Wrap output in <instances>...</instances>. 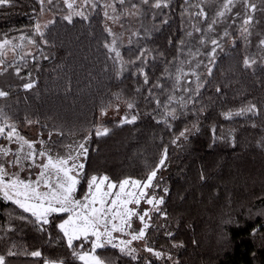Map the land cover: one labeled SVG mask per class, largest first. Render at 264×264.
Returning a JSON list of instances; mask_svg holds the SVG:
<instances>
[{
    "label": "trees",
    "instance_id": "obj_1",
    "mask_svg": "<svg viewBox=\"0 0 264 264\" xmlns=\"http://www.w3.org/2000/svg\"><path fill=\"white\" fill-rule=\"evenodd\" d=\"M252 2L258 9L264 8V0ZM190 3L198 4L199 0H190ZM202 6L210 17L203 23L195 16L181 15L185 9L188 13L198 9L184 5V0H171L170 7L163 10L142 6L144 14L123 19V28L113 24L115 32L123 33L120 51L126 67L117 77L118 65L108 59L109 54L102 46L105 40L111 39L103 31L102 10L92 13L89 21L74 17L69 24L63 19L68 11L63 0L46 3L43 13L37 0H13L12 6L0 8V40L29 35L37 41L34 54L14 65L22 67V77L27 78L31 73L35 86L25 91L22 85L27 79L17 77L14 66L8 67L0 75V89L8 91L9 96L0 99V107L21 133L22 129L31 127L38 140L44 141L53 133L51 146L62 156L67 153V146L82 141L92 132L85 172L108 175L114 182L126 177L144 180L166 147V166L157 173L154 184L159 182L158 196L163 195L164 187L169 189L164 205L160 206L167 213V219L152 213L147 242L156 250L171 254L179 264H264V215H261L264 212V149L258 147L264 140V49L259 47V40L264 38V11L255 13L258 23L245 41L240 34L245 11L242 3L233 9V13H241L235 23L226 17L212 32L207 31V24L219 0H207ZM46 13L54 16V23L42 29L47 44L34 32V26ZM165 18L168 24L161 23ZM193 24L202 32H193L189 38L186 32L193 31ZM128 29L138 30L140 36H133ZM225 31L229 35L224 36ZM199 38L207 43L201 45ZM212 38L220 44L214 64L204 55L212 48ZM181 40H186L193 52L199 49L201 54L193 58L188 48L180 44ZM142 48L149 50L148 63L128 64ZM45 56L48 58L44 59ZM245 57L257 59L254 69L244 68ZM138 66L148 73V85L143 83ZM209 67L211 76L207 75ZM178 69L188 73L179 85L176 83ZM192 72L198 73L204 82L195 104L189 102L181 110L179 119L166 118L163 105L168 97L184 96L188 100L191 94L181 89L196 87ZM185 80L193 83L188 85ZM157 82L163 87H152L153 95L149 96L148 89ZM217 87L221 89L219 93ZM156 99L161 101V107H157ZM129 103L133 108H128ZM250 103L257 105L259 115H234L232 119H225L224 114L237 113ZM171 106L179 110L178 104ZM102 109L106 112L119 109L121 114L119 119L104 122L102 125L109 128V135L97 138L94 127L99 125ZM126 115L129 118L137 115V120L121 124ZM26 117L33 123L28 124ZM194 123L199 130L173 144L179 133L185 127L191 129ZM60 132L63 135L57 134ZM85 191L86 184L82 182L76 196L81 197ZM20 215L28 214L0 199V254H6L15 244L17 252L39 250L42 257L22 254L7 257V264H43L44 259L81 264L71 257L66 240L56 227L67 214L50 217L51 223L44 225L46 231L30 223L31 217L28 221L17 219ZM9 228L13 230L8 231ZM165 231H171L173 236L167 237ZM173 242L183 247L174 248ZM98 252L116 260V264H142L144 257L153 264H171L149 254H139L140 261H131L110 247Z\"/></svg>",
    "mask_w": 264,
    "mask_h": 264
},
{
    "label": "snow or ice",
    "instance_id": "obj_2",
    "mask_svg": "<svg viewBox=\"0 0 264 264\" xmlns=\"http://www.w3.org/2000/svg\"><path fill=\"white\" fill-rule=\"evenodd\" d=\"M206 2L207 0H199L198 4H191L190 0H184V5L198 10L195 13H188L187 9H185L181 15L195 16L199 23L208 21L210 19L209 14L205 7L202 6ZM37 3L41 6L40 11L43 13L45 4H52L53 0H37ZM238 3H242L245 9L241 21L240 34L247 41L252 34L251 28L258 23L255 19V13L264 11V8L258 9L257 4L252 2V0H219V6L211 17L210 23L207 24V31H214V26L218 22L225 20L226 17H231L233 23H235L236 18L241 16L239 12L233 13V9ZM12 4L13 0H0V8L9 7ZM63 4L68 10L63 19L69 24L73 22L74 17L89 21L92 13L96 12L97 9L102 10L105 21L103 31L111 38L110 40H105L102 46L109 54L108 59L118 65L116 75L119 77L126 70L125 61L120 51L123 33L115 32L112 25L119 24L123 28L124 25L121 22L123 19L140 17L144 14L142 6L163 10L170 7L171 0H136V2H133V0H103V3L101 0H63ZM153 19H155V15ZM168 22L167 18L161 21L163 24H168ZM52 23L54 21L50 20L48 24L43 25V28L46 29ZM192 29L193 31L186 32V36L189 38L193 37V32H202V29L197 24H193ZM128 31H131L133 36H140L138 30L128 29ZM35 34L41 37L43 43L47 44V40L44 39V31L39 23L35 25ZM227 35L229 33L225 31L224 36ZM19 39L20 41L27 40V44L32 46L37 44L35 39L23 35ZM129 43H131L130 39ZM199 43L205 45L207 41L199 38ZM210 43L212 48L204 55L209 58L210 64H214L216 50L220 47V44L216 38H212ZM180 44L188 48L189 55L193 58L201 54L199 49L193 52L188 47L186 40H181ZM23 47V44H13L8 39L0 42V69H3V71H0V75H3V72L7 70L4 67L5 61L3 59L6 51L15 52L17 48L23 49ZM259 47L264 49V38L259 40ZM32 55L31 52L24 51L20 55V59L25 60L27 56ZM148 55L149 50L142 48L137 53L136 58L127 61V63L134 65L139 61L140 64H147ZM47 58V56L44 57V59ZM257 63V59L252 57H245L243 60L245 69H254ZM196 66L199 67V63ZM14 71L17 77L27 79V82L22 85L25 91L31 90L35 86L34 81L31 80V73L28 74L27 78L22 77V67L20 66H14ZM137 71L139 75L143 76V83L148 85V73L144 67L138 66ZM177 71L179 75L176 76V83L179 85L182 78L187 76L188 73H185L183 69H178ZM211 74L212 68L209 67L207 75L211 76ZM191 75L196 78V87H184L181 89L183 93L191 94L188 96V100H185L184 96L179 99L172 95L168 97V102L163 105L166 118L171 120L179 119V116L183 114L181 110L186 109L189 102L195 104V97L200 95L204 82L200 80L198 73L192 72ZM184 83L191 85L193 81L185 80ZM152 87L163 86L159 82L152 85L148 89L149 96L153 95ZM174 90L175 87L173 88ZM216 91L219 93L221 89L217 87ZM8 96V91L0 89V99H6ZM155 103L157 107H161L159 99H156ZM172 104H178L179 110L172 107ZM128 108H133V105L129 103ZM247 114L257 116L260 114V110L256 104L250 103L237 113L228 112L224 115L225 119H232L234 115ZM101 115H106V110L102 109ZM25 119L28 124L33 123L27 117ZM136 120L137 115H132L130 118L126 115L120 123H135ZM161 122L157 120V123ZM164 122L167 123V119ZM252 126L255 127V123ZM169 127L171 126L169 125ZM194 130H199L196 123L193 124L191 129L185 127L179 133V136L173 140V144H176L180 138L187 139V136ZM109 131V128L103 125L94 127V135L97 138L109 135ZM212 132L213 138L216 139V129L213 128ZM52 134L51 132L49 133L48 141H30L26 139L20 134L17 124L12 121L4 108L0 107V140L6 141V143H0V199L10 202L22 210L23 213L28 214L27 216L20 215L17 219L28 221L29 217H31L33 219L29 221L30 223L39 225L40 231H46L44 225L51 223L50 217L67 214L66 218L58 223L56 227L63 234V239L66 240L71 257L80 261L81 264H116V260L98 252V250L108 247L116 249L120 256L127 257L131 261H140L139 250L132 246L137 241L143 242V251L149 253L156 260L166 259L171 264H179V261L175 260L171 254L156 250L146 239L148 229L152 227L148 223V221L152 220V212L157 213L163 219H167V213L160 206L164 205L169 189L164 187L162 189L163 195L157 196L156 190L159 188V182L154 184V181L157 180V173L166 166L167 148L163 149L158 164L147 174L144 180L126 177L119 182H114L108 175H87L85 172V162L89 154L88 144L91 140L92 132L84 137L82 141L67 146L68 151L63 156L52 148L50 143ZM57 134L63 135L62 132ZM37 144L39 147H37ZM233 146L235 145L233 144ZM258 147L264 149V140L258 144ZM32 169L39 170L34 180L32 179ZM24 173L28 174L26 178L22 176ZM82 182L86 184V191L78 198L76 193ZM148 189H152V192L147 191ZM142 202L151 207L141 211L140 205ZM261 215H264V212ZM134 218L140 222L141 226L138 229L133 228ZM12 230V228L8 229V231ZM117 233L119 236L114 235ZM164 235L171 238L173 233L165 231ZM76 241H80V243L76 244ZM86 245H88L87 249L85 248ZM172 246L174 248L183 247V244L173 242ZM15 247V244H13L6 254H0V264H7V257L22 254L33 258L42 257V253L39 250L21 253L15 251ZM43 264H66V262L63 259H44ZM142 264H153V261L148 257H144Z\"/></svg>",
    "mask_w": 264,
    "mask_h": 264
},
{
    "label": "rangeland",
    "instance_id": "obj_3",
    "mask_svg": "<svg viewBox=\"0 0 264 264\" xmlns=\"http://www.w3.org/2000/svg\"><path fill=\"white\" fill-rule=\"evenodd\" d=\"M54 16L50 13H46L44 15H42V17L39 19V24L42 26L43 29V25L48 24V22L50 20H53ZM34 32H35V26H34ZM22 35H18L16 37H11V38H3L2 40H0V42H2L5 39H8L10 41H12L13 44H23L24 47L23 49L17 48L15 52L12 51H6V55L3 58L5 63H4V67L7 69L6 71H4L3 73L8 71V67L12 68V66H14L17 63L22 62L23 60L20 59V55L23 54L24 51L27 52H31L32 54H34L35 52V48L32 45L27 44V40L24 41H20L19 37ZM25 37H29V35H23ZM30 57V56H27ZM0 71H3V69H0ZM120 114L121 111L119 109H112L108 112H106V115H100L99 118V125H102L104 122L109 121V120H115V119H119L120 118ZM24 133V134H22ZM22 133L20 132L21 135H23L26 139L30 140V141H39L38 138L36 137V132L33 128H24L22 129ZM0 143H6V141H2L0 140ZM13 147H15L13 145ZM37 147H39V145L37 144ZM38 169H32V179L34 180L36 178V174L38 173ZM27 173L22 174L23 177H27ZM147 191H149L150 193L152 192V189H148ZM158 196V195H157ZM134 207V206H133ZM151 206L144 204L143 202L140 205V210H144L147 208H150ZM153 213V212H152ZM151 213V215H152ZM149 223V221H148ZM140 222L138 221V219L134 218L133 219V228L134 229H138L140 227ZM116 236H119V234H114ZM121 238H125V237H121ZM133 247L137 248L139 250V254H149L143 251V247L144 244L143 242L137 241L134 242ZM150 256V254H149Z\"/></svg>",
    "mask_w": 264,
    "mask_h": 264
}]
</instances>
